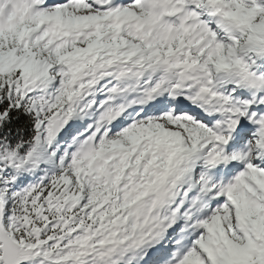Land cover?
<instances>
[{
	"label": "snow or ice",
	"instance_id": "1",
	"mask_svg": "<svg viewBox=\"0 0 264 264\" xmlns=\"http://www.w3.org/2000/svg\"><path fill=\"white\" fill-rule=\"evenodd\" d=\"M0 264H264V0H0Z\"/></svg>",
	"mask_w": 264,
	"mask_h": 264
}]
</instances>
